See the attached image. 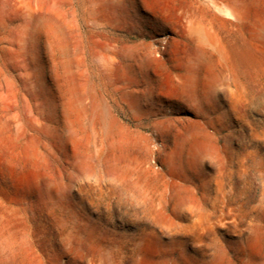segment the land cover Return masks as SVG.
<instances>
[{"label":"rangeland","instance_id":"obj_1","mask_svg":"<svg viewBox=\"0 0 264 264\" xmlns=\"http://www.w3.org/2000/svg\"><path fill=\"white\" fill-rule=\"evenodd\" d=\"M144 3L157 6V0ZM73 9L85 76L76 65L32 51L29 80L18 82L5 68L27 96L33 120L17 116L0 140V264H89L95 248L98 264H133L147 239L168 246V255L154 257L157 263L181 264L199 252L188 237L173 235L171 220L185 227L197 221V211H211L215 190L233 219L212 227L204 243L222 246L240 264L235 250L244 221L264 236V85L254 79L253 58L235 54L248 93L243 120L231 113L223 84L214 110L195 114L167 90L170 55L166 65L147 70L129 57L113 74L91 55L94 37L137 58L163 48L166 35L158 26L151 30L131 9L120 16V28L115 20L109 27L101 7L88 10L73 0ZM204 117L212 120L202 128L215 155L192 169L184 149L169 172L166 152L181 120ZM173 182L181 185L179 194L159 199L162 184ZM179 197L198 202L192 218Z\"/></svg>","mask_w":264,"mask_h":264},{"label":"bare ground","instance_id":"obj_2","mask_svg":"<svg viewBox=\"0 0 264 264\" xmlns=\"http://www.w3.org/2000/svg\"><path fill=\"white\" fill-rule=\"evenodd\" d=\"M82 1L88 10L101 7L109 27L115 20L116 27L120 28V16L125 9H131L130 12L151 30L158 26L166 35L160 40L163 48H148L137 58L126 48H117L113 42L94 37L91 39V55L110 74L129 57L133 66L147 70L154 65H166L170 55L173 65L168 68L170 82L167 90L195 114L202 115L203 108L214 110L217 88L223 84L231 113L243 120L248 93L241 80L243 71L235 61L236 53L253 58L254 79L257 84L264 85V0H157L155 10H151L144 0ZM81 48L73 0H0V140L7 135L6 131L17 116L33 120L27 96L17 88L5 68L16 81L29 80L32 51L37 57L46 55L65 67L76 65L82 77L85 71L79 56ZM202 125L212 126V120L207 117L181 120V130L173 136L170 151L166 152L165 166L169 172L177 170L174 159L184 149L192 169L201 168L206 157L215 155V147L203 137ZM180 187L176 182L162 184L159 199L179 194ZM178 199L185 200L183 197ZM186 203L190 206L187 211L192 218L191 209H199V204L194 201ZM210 210L206 214L197 211L195 215L199 219L186 227L176 222L175 217L171 220L170 224L176 229L173 235L188 237L192 248L199 252L196 257H184L181 264H232L222 246L204 243L212 227L232 221V208L219 199L215 190ZM173 242L181 246L178 241ZM263 248L261 229L244 221L235 250L240 264H264V260L257 261ZM168 252V246L161 240L147 239L138 246L132 263L165 264L157 263L154 257L166 256ZM93 258L89 264L100 263V252L96 248Z\"/></svg>","mask_w":264,"mask_h":264}]
</instances>
